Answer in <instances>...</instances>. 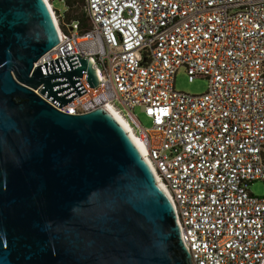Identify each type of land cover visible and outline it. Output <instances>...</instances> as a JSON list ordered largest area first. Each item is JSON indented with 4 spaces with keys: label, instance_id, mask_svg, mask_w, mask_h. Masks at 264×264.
Listing matches in <instances>:
<instances>
[{
    "label": "built area",
    "instance_id": "2783aa9c",
    "mask_svg": "<svg viewBox=\"0 0 264 264\" xmlns=\"http://www.w3.org/2000/svg\"><path fill=\"white\" fill-rule=\"evenodd\" d=\"M45 1L61 41L35 67L79 54L99 78L91 87L83 70L86 92L53 105H111L128 121L192 264H264V195L250 189L264 181V0H61L65 15ZM181 67L190 81L206 77L207 90H176Z\"/></svg>",
    "mask_w": 264,
    "mask_h": 264
},
{
    "label": "water",
    "instance_id": "95a60500",
    "mask_svg": "<svg viewBox=\"0 0 264 264\" xmlns=\"http://www.w3.org/2000/svg\"><path fill=\"white\" fill-rule=\"evenodd\" d=\"M60 41L45 0H0V264H192L171 199L119 121L53 105L86 92L83 70L99 81L79 54L35 67Z\"/></svg>",
    "mask_w": 264,
    "mask_h": 264
},
{
    "label": "rangeland",
    "instance_id": "374dc122",
    "mask_svg": "<svg viewBox=\"0 0 264 264\" xmlns=\"http://www.w3.org/2000/svg\"><path fill=\"white\" fill-rule=\"evenodd\" d=\"M54 7L60 10L63 15H65L68 10L66 3L61 0H54ZM175 88L178 91H183L189 94H202L208 88V79L206 77L198 76L193 81H190L185 67H181L176 75ZM135 111L137 117L145 127L150 128L153 126L152 120L142 112L140 107H137ZM250 189L255 195H264V181L256 180L252 182L250 184Z\"/></svg>",
    "mask_w": 264,
    "mask_h": 264
},
{
    "label": "bare ground",
    "instance_id": "6f19581e",
    "mask_svg": "<svg viewBox=\"0 0 264 264\" xmlns=\"http://www.w3.org/2000/svg\"><path fill=\"white\" fill-rule=\"evenodd\" d=\"M104 109L111 114L119 123L125 128V130L128 132V134L131 136V138L136 143L137 147L140 149L141 153L143 155L147 154V147L144 143V141L133 131L132 127L129 125L128 121L120 114L118 113L111 105L104 106ZM148 163L150 164L148 158H146ZM160 185L164 189V185L160 183Z\"/></svg>",
    "mask_w": 264,
    "mask_h": 264
}]
</instances>
